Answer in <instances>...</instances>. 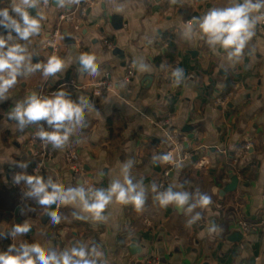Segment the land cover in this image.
Returning a JSON list of instances; mask_svg holds the SVG:
<instances>
[{
	"label": "crops",
	"instance_id": "0c3cea01",
	"mask_svg": "<svg viewBox=\"0 0 264 264\" xmlns=\"http://www.w3.org/2000/svg\"><path fill=\"white\" fill-rule=\"evenodd\" d=\"M88 2L0 0V12L7 10L11 18L0 15V36L8 46L20 44L26 49L22 74L0 97V252L12 244L37 243L57 254L83 247L85 259L96 253L98 264H264V29L259 22L264 9L252 13L257 21L254 35L239 56L229 59L228 51L210 47L195 25L191 38L185 29L193 17L236 0ZM23 12L39 23L38 32L27 40L7 26L15 20L25 27ZM63 12L72 17L64 23L60 52L54 53L43 47L41 36L52 32ZM115 14L123 17L122 29L114 27ZM73 39L74 44L69 42ZM54 54L64 63L62 72L47 78L42 69L27 73ZM82 55L93 58L94 74L80 70ZM131 66L135 74L125 82ZM177 69L182 70L180 76L174 75ZM106 76L114 87L99 97L73 87ZM59 86L70 98H85L89 107L63 148L54 150L49 143L45 167L35 174L32 147L35 139L41 141L37 132L55 129L40 121L21 130L8 113L33 92L53 95ZM232 91L226 106L217 104ZM166 119L169 122L161 125ZM186 125L193 127L192 140L183 131ZM68 153L82 164L80 174L68 162ZM168 153L173 162L162 163L159 158ZM241 164L245 168L238 172ZM125 166L132 183L145 191L143 209L113 200L99 219L77 203L59 206V223L42 224L45 206L29 195L31 185L24 179L16 181L17 175L42 176L45 182L51 178L65 188L88 184L91 189H106L111 181L123 180ZM234 173L240 176L238 189L222 195ZM169 187L188 192L189 204L197 202L198 194L209 195L212 203L191 212L188 205L161 207L155 197ZM197 214L200 218L189 226ZM202 221L207 222L198 226ZM240 221L260 223L258 232L246 234ZM24 223L30 231L13 236V227ZM236 232L245 238L233 240ZM134 242L140 248L136 254L129 249Z\"/></svg>",
	"mask_w": 264,
	"mask_h": 264
},
{
	"label": "clouds",
	"instance_id": "9594fccd",
	"mask_svg": "<svg viewBox=\"0 0 264 264\" xmlns=\"http://www.w3.org/2000/svg\"><path fill=\"white\" fill-rule=\"evenodd\" d=\"M264 9V0H236L231 6L213 7L207 11L202 17H193L188 21V27L185 29V35L191 38L193 25H195L202 36L206 39V43L212 48H223L228 51L229 59L239 56L246 44L254 33L252 28L256 24L253 12H260ZM20 12L21 9H14ZM0 15L6 19H11L7 10L0 12ZM25 27L21 28L20 24L15 20L11 21L9 27H14L19 34L20 39L27 40L31 35L39 30V23L36 19L31 18L27 12L22 13ZM9 34L8 39H11ZM26 49L20 44L8 46V40L0 36V97L5 94L16 83L18 77L22 74L21 69L24 65ZM81 71L91 70L95 73V64L91 56L82 55ZM30 63V59H29ZM42 69L45 78L55 76L64 69L62 59L57 55L48 58L46 64H35L27 69V73H32ZM25 73V74H27ZM182 74L181 69H177L174 73L176 76ZM89 105L85 98L81 97L79 102L71 100L64 90L56 91L51 96H41L36 92L26 97V100L17 104L13 111L8 113L10 119L18 121V127L23 128L31 123L47 121L49 126L54 127V131H44L43 128L37 132V136L45 145L52 144L54 150L61 149L69 141L70 134L75 125L83 121L85 109ZM154 158V162H155ZM162 163L173 162L171 153L159 158ZM27 167L26 164L20 165ZM123 180H113L109 186L99 189H85L80 187L65 188L55 183L51 178L47 182L42 176L17 175L16 181L24 179L28 185H31L32 191L29 195L38 197V203L45 206V212L51 217L53 224L59 223L61 220L57 211H49L51 205L67 206L79 203L84 212L90 213L94 218H101L106 207L115 200L121 204H132L136 211H141L145 204V191L142 187L132 183L129 175L128 166L122 169ZM49 188L51 191H49ZM153 191H156L153 186ZM199 199L195 204H189L191 196L188 192H174L171 187L164 192L158 194L155 199L159 200L161 207H167L174 204L180 208L188 205V211L191 212L195 207H208L211 203V197L207 194H198ZM76 219H83L79 214H73ZM197 214L193 220L188 222L189 226L199 219ZM30 231L27 223L16 224L12 229V235H26ZM86 252L83 247H73L57 254L46 250L37 243H23L19 247L15 244L9 246L8 251L0 252V264H92L91 261L85 259Z\"/></svg>",
	"mask_w": 264,
	"mask_h": 264
},
{
	"label": "built area",
	"instance_id": "2783aa9c",
	"mask_svg": "<svg viewBox=\"0 0 264 264\" xmlns=\"http://www.w3.org/2000/svg\"><path fill=\"white\" fill-rule=\"evenodd\" d=\"M88 1H89L88 2L89 4L92 3L91 0H88ZM71 17H72V15L69 14L68 12L61 13L59 15L56 23H55V26H54V29L52 30V32L46 37L41 36V40L43 41V44H44L43 47L45 49L52 48L54 53L60 52L59 41H60L61 32H62L64 23L67 22L68 20H71ZM259 22H260V26L264 29V12H261ZM107 44L110 48L112 47V43H109L107 41ZM134 74H135V68H134V66H131L128 69V73L125 76L124 81L130 82L131 79L133 78ZM67 86H69V85H67ZM73 87L77 88L78 90H81L82 92L90 94L93 98H95V97H99V96L103 95L105 90L113 89L114 83L111 80H109V78L106 76V77L101 78V79H99L93 83H90V84H82L80 86H77V84H73ZM236 89H237V87H235L234 90H236ZM233 93L234 92L232 91L229 94L218 98L217 104H219L221 106H226L230 102ZM70 99L75 101V102H79V99H73V98H70ZM168 122H169V119H166V120H162L160 122V124L164 125ZM177 141H178V139H177ZM34 144L37 145V148L35 151V165H34L33 172L35 174H38L40 172V170L45 167V164H46V161H47V158L49 155V149H48L49 144L45 145V143L42 140L39 141L36 139L34 140ZM67 160L72 165L74 172H76L77 174H80L82 172V164H80V162L77 160L74 153H68L67 154ZM168 175H169L168 172L163 174L162 185L167 180ZM85 189H91V188L88 186V184H86ZM107 209H108V206L106 207L105 210H107ZM206 222L207 221H205V222L202 221V222L198 223V226H203L206 224ZM239 225L246 234L257 233L259 230V227H260V223H258V222L240 221ZM89 261H91L92 264H98L97 254L96 253H95V255L93 254L91 256V258H89ZM151 264H157V263L152 262Z\"/></svg>",
	"mask_w": 264,
	"mask_h": 264
},
{
	"label": "water",
	"instance_id": "95a60500",
	"mask_svg": "<svg viewBox=\"0 0 264 264\" xmlns=\"http://www.w3.org/2000/svg\"><path fill=\"white\" fill-rule=\"evenodd\" d=\"M58 2L59 0H53V4L54 5H58ZM37 8L36 7H33L30 9V13H33V15L35 14L34 11L36 10ZM183 14H185V10H183ZM112 21H113V24H114V27L116 29H122L123 26H124V22H123V17L121 15H114L112 17ZM70 43L74 44L75 43V40H69ZM223 49V48H222ZM51 51H53L52 48H50ZM117 51H119L117 48H116ZM197 52L196 51H191V54H196ZM79 64L81 65V61H79ZM155 67V66H154ZM150 81L153 80V77L151 76L149 78ZM67 95H70V93L68 92ZM231 106V104H230ZM193 130V127L190 126V125H186L184 126L183 128V131L188 133V136L187 138L192 140L194 138V134L191 133V131ZM188 146V145H186ZM36 148H37V145H34L32 147V151L35 152L36 151ZM85 170H87V167L85 166L84 167ZM245 166L243 164H241L237 170L238 172H242L244 170ZM83 183V182H81ZM239 183H240V176L238 175V173H234V174H231L230 175V179H229V182L226 183L223 187V190L221 192L222 195H226L228 194L229 192H233V191H236L238 189V186H239ZM59 209V207L57 206V204H53L51 205L49 211H57ZM41 223L42 224H48L50 221H51V217L49 215L46 214V212H44V214H42L41 218ZM245 238V235L241 232H236L233 236V240H237V241H242L243 239ZM129 249L130 251L133 253V254H136L137 252H139L138 250L140 249L138 246H137V243L134 242L133 244H131L129 246Z\"/></svg>",
	"mask_w": 264,
	"mask_h": 264
},
{
	"label": "trees",
	"instance_id": "16d2710c",
	"mask_svg": "<svg viewBox=\"0 0 264 264\" xmlns=\"http://www.w3.org/2000/svg\"><path fill=\"white\" fill-rule=\"evenodd\" d=\"M59 90H62V88H60V86L59 87H56V88H54V91H59ZM65 92H66V90L65 89H63ZM67 93V92H66ZM46 96H51V95H46Z\"/></svg>",
	"mask_w": 264,
	"mask_h": 264
}]
</instances>
